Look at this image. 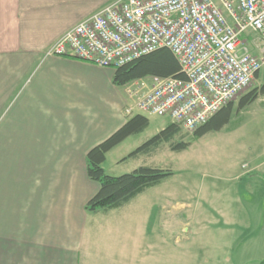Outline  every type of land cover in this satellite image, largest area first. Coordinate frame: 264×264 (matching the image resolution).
Wrapping results in <instances>:
<instances>
[{
  "label": "crops",
  "instance_id": "crops-1",
  "mask_svg": "<svg viewBox=\"0 0 264 264\" xmlns=\"http://www.w3.org/2000/svg\"><path fill=\"white\" fill-rule=\"evenodd\" d=\"M90 1L0 0V135L25 164L9 173L0 158V264H159L128 202L84 207L98 189L87 152L130 116L113 69L46 54L101 8Z\"/></svg>",
  "mask_w": 264,
  "mask_h": 264
},
{
  "label": "rangeland",
  "instance_id": "rangeland-1",
  "mask_svg": "<svg viewBox=\"0 0 264 264\" xmlns=\"http://www.w3.org/2000/svg\"><path fill=\"white\" fill-rule=\"evenodd\" d=\"M113 1L91 0L90 5L97 10ZM247 36L256 54L259 38ZM260 82L261 77L254 78L245 91ZM233 102L228 123L200 136L188 133L184 149L161 144L149 154L139 150L131 155L169 122L165 116L145 114L146 128L106 153L102 167L109 175L141 165L172 170L127 204L130 214L148 221L146 236L155 248L159 244V264L264 262V97L243 108H238L237 97ZM11 148L0 135L1 167L9 173L22 171L25 164Z\"/></svg>",
  "mask_w": 264,
  "mask_h": 264
},
{
  "label": "built area",
  "instance_id": "built-area-1",
  "mask_svg": "<svg viewBox=\"0 0 264 264\" xmlns=\"http://www.w3.org/2000/svg\"><path fill=\"white\" fill-rule=\"evenodd\" d=\"M250 33L259 38L256 54ZM160 47L173 53L184 78L125 83L124 111L165 116L191 131L264 67V0H115L66 30L46 54L116 68Z\"/></svg>",
  "mask_w": 264,
  "mask_h": 264
},
{
  "label": "trees",
  "instance_id": "trees-1",
  "mask_svg": "<svg viewBox=\"0 0 264 264\" xmlns=\"http://www.w3.org/2000/svg\"><path fill=\"white\" fill-rule=\"evenodd\" d=\"M184 78L173 53L166 47L157 48L143 54L119 67L113 68L112 82L123 85L145 76ZM261 77V82L238 97V108H243L264 96V67L255 73L254 78ZM233 100L218 109L207 121L195 129L188 131L178 123L169 121L156 134L143 142L130 154L141 150L151 153L158 146L168 145L171 150L184 149L189 143L184 141L190 133L200 136L211 130H219L229 122L233 112ZM148 125V119L143 114H132L114 132L94 145L86 154V172L90 180L98 183L97 191L85 203V209L94 211L100 208H116L129 202L147 188L156 185L164 177L172 174V170L141 165L131 172L118 176L107 174L102 162L106 153L114 146L132 134L143 131ZM180 141H177V139ZM261 264H264L262 262Z\"/></svg>",
  "mask_w": 264,
  "mask_h": 264
}]
</instances>
